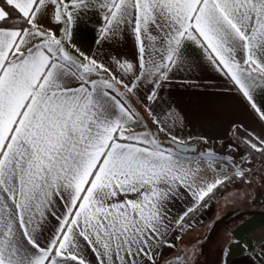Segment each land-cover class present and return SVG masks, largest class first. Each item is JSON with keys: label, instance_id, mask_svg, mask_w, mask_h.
Wrapping results in <instances>:
<instances>
[{"label": "snow or ice", "instance_id": "1", "mask_svg": "<svg viewBox=\"0 0 264 264\" xmlns=\"http://www.w3.org/2000/svg\"><path fill=\"white\" fill-rule=\"evenodd\" d=\"M82 29L93 55L73 41ZM193 46L264 125V0H0V264H93L89 253L95 264H160L170 230L222 184L243 180V152L232 177L204 180L199 169L215 154L183 160V139L159 118L171 145L136 130L125 95L147 85L155 115L150 105L174 71L191 67ZM230 126L264 156V134Z\"/></svg>", "mask_w": 264, "mask_h": 264}, {"label": "crops", "instance_id": "2", "mask_svg": "<svg viewBox=\"0 0 264 264\" xmlns=\"http://www.w3.org/2000/svg\"><path fill=\"white\" fill-rule=\"evenodd\" d=\"M90 39L91 36L86 29H82L73 37L74 43L86 55L95 54V46L89 43ZM131 48L132 43L129 40L125 51H130ZM187 56L191 67L186 65L185 68L174 71L170 83L161 93L162 99L159 105H150L155 115L148 111V107L145 106L148 102L143 99L147 85L139 89L138 94L125 95V100L139 117L140 128L136 129L137 131L151 130L165 145L163 137H166V133L157 132L156 129L161 125L152 123L159 118L166 122L167 127L181 137L184 143H193L198 146L195 152H181L180 156L183 160H196L200 153L212 152L216 155L217 160L211 167H209L211 162L205 161L199 169L204 180L225 179L227 173L234 172V168H231L233 156L239 152L245 155L248 150L243 143L246 138L244 128L237 133L230 126V121H235L237 127L243 123L248 131L255 130L257 134H264V125L254 121L241 108V98L234 90H231V83L223 73L207 61L202 52L195 50L193 46L189 49ZM173 116L179 119L170 118ZM229 142L238 145V148H225L224 145ZM257 155L261 154L250 152L246 155V159L253 164L252 161H256ZM259 176L264 178L262 174ZM222 197L224 198V193H219L217 196V198ZM211 200L210 197L205 198L201 206L186 218L183 229L174 226L170 230L168 239L173 247L160 249V253L164 256L160 264H165V261H171L178 255L180 260H183L186 252H190L194 245L201 241L198 236H205L212 230V226L202 229L198 227L212 215V209L208 206L212 204ZM190 203L191 194L189 193L188 198L178 201L173 206V214L175 215L181 208H186ZM62 205L63 201L56 206L55 213L46 217L44 237L51 235L56 229L57 220L62 214ZM225 210V214L229 212V209ZM227 225L222 227L225 228ZM224 228L220 229V235L223 237V254L216 264H264V208L238 216L237 222L230 229ZM43 242L46 241L42 240ZM87 258L95 264V257L91 253ZM157 258L159 259V253Z\"/></svg>", "mask_w": 264, "mask_h": 264}, {"label": "rangeland", "instance_id": "3", "mask_svg": "<svg viewBox=\"0 0 264 264\" xmlns=\"http://www.w3.org/2000/svg\"><path fill=\"white\" fill-rule=\"evenodd\" d=\"M230 153L234 155L233 152ZM249 153L250 151L246 150L244 155L247 161L244 164V169L248 174L243 177V180L240 178L229 180L227 182L229 189L224 193V198L216 197L217 199L211 200L212 204L208 206L212 209V215L198 227L202 229L212 226V230L209 233L207 232L205 236H198L201 241H198L190 252H186L185 258L180 260V264H216L223 254V237L220 235V229L224 228L222 226L228 224L224 228L228 230L237 222L238 216L250 213L252 210L264 208V178L259 176V174H262L264 177V168L260 172L259 166L257 167V161H252L253 164H251L249 159H246V155H249ZM259 156L257 155V158ZM233 158L237 159V163L240 162L238 154L233 156ZM233 175L234 172H229L225 176L228 178ZM225 209H229L226 214ZM237 211L238 213H236Z\"/></svg>", "mask_w": 264, "mask_h": 264}, {"label": "trees", "instance_id": "4", "mask_svg": "<svg viewBox=\"0 0 264 264\" xmlns=\"http://www.w3.org/2000/svg\"><path fill=\"white\" fill-rule=\"evenodd\" d=\"M167 138L166 137H163V141H164V144L169 146L170 144L167 142ZM258 167V165H257ZM261 169H263L262 167H259V170L261 172ZM228 184L225 183V184H222L213 194L209 195L208 197L212 198L213 200L218 196L219 193H225L229 188H228Z\"/></svg>", "mask_w": 264, "mask_h": 264}, {"label": "water", "instance_id": "5", "mask_svg": "<svg viewBox=\"0 0 264 264\" xmlns=\"http://www.w3.org/2000/svg\"><path fill=\"white\" fill-rule=\"evenodd\" d=\"M167 142L171 145V141L168 139ZM174 147V146H173ZM184 151L183 152H195L198 149V146L196 144H189L184 143Z\"/></svg>", "mask_w": 264, "mask_h": 264}, {"label": "built area", "instance_id": "6", "mask_svg": "<svg viewBox=\"0 0 264 264\" xmlns=\"http://www.w3.org/2000/svg\"><path fill=\"white\" fill-rule=\"evenodd\" d=\"M256 161H257V165H258L259 167L264 168V156L260 155V156L256 159Z\"/></svg>", "mask_w": 264, "mask_h": 264}]
</instances>
